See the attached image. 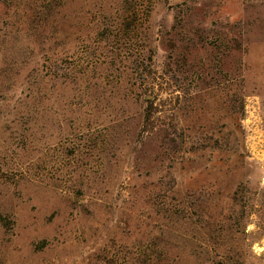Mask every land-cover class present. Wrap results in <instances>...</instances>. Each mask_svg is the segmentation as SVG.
<instances>
[{"label": "rangeland", "instance_id": "rangeland-1", "mask_svg": "<svg viewBox=\"0 0 264 264\" xmlns=\"http://www.w3.org/2000/svg\"><path fill=\"white\" fill-rule=\"evenodd\" d=\"M0 264H264V0H0Z\"/></svg>", "mask_w": 264, "mask_h": 264}]
</instances>
